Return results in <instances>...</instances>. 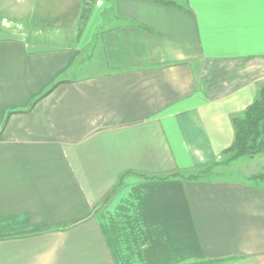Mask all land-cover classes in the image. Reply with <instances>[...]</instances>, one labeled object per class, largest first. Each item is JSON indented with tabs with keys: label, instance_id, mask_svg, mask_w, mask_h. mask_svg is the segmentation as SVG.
Here are the masks:
<instances>
[{
	"label": "crops",
	"instance_id": "1",
	"mask_svg": "<svg viewBox=\"0 0 264 264\" xmlns=\"http://www.w3.org/2000/svg\"><path fill=\"white\" fill-rule=\"evenodd\" d=\"M171 1L0 17V264H264V184L188 178L264 83V0Z\"/></svg>",
	"mask_w": 264,
	"mask_h": 264
},
{
	"label": "rangeland",
	"instance_id": "2",
	"mask_svg": "<svg viewBox=\"0 0 264 264\" xmlns=\"http://www.w3.org/2000/svg\"><path fill=\"white\" fill-rule=\"evenodd\" d=\"M91 1L94 2L95 0H90V2ZM0 11V17L3 15L8 17L10 19V27L18 30V32H15V35L27 37L26 22L32 11L31 0H0ZM84 15L85 14H83V16ZM4 23L6 25L5 21ZM66 33L69 32H52L50 30L45 32H36V34H38L37 37L42 39L43 44L72 46L73 44L76 45L80 43V40H77V36L73 37V34L69 33L70 36L65 37ZM263 84H261L260 87ZM227 158L228 154L222 153L219 159L208 165L197 168L194 174H200L202 178H228L256 183V181L251 179V176L263 171L264 169V153L257 154L253 157L242 156V158H245L242 162L240 161L241 157H239L227 163ZM259 184L263 183L260 182ZM196 264H249V262L245 261L244 258H226L221 260H203L198 261Z\"/></svg>",
	"mask_w": 264,
	"mask_h": 264
},
{
	"label": "trees",
	"instance_id": "3",
	"mask_svg": "<svg viewBox=\"0 0 264 264\" xmlns=\"http://www.w3.org/2000/svg\"><path fill=\"white\" fill-rule=\"evenodd\" d=\"M169 5H177L171 0H156ZM147 28L146 26H143ZM54 87V85L52 86ZM51 87V88H52ZM50 90H47V93ZM234 124V140L229 148L223 153L228 154L227 163L242 156L253 157L264 153V132L262 128L264 120V84L260 87L255 99L246 107V109L232 117ZM190 179L202 178L200 174H191ZM256 184H264L263 171L251 176Z\"/></svg>",
	"mask_w": 264,
	"mask_h": 264
},
{
	"label": "built area",
	"instance_id": "4",
	"mask_svg": "<svg viewBox=\"0 0 264 264\" xmlns=\"http://www.w3.org/2000/svg\"><path fill=\"white\" fill-rule=\"evenodd\" d=\"M9 25V23H7Z\"/></svg>",
	"mask_w": 264,
	"mask_h": 264
}]
</instances>
